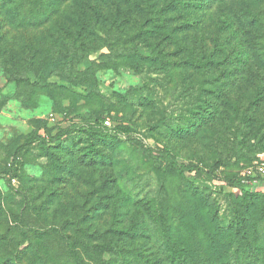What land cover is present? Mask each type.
<instances>
[{
    "label": "rangeland",
    "instance_id": "374dc122",
    "mask_svg": "<svg viewBox=\"0 0 264 264\" xmlns=\"http://www.w3.org/2000/svg\"><path fill=\"white\" fill-rule=\"evenodd\" d=\"M96 10L92 0L0 4V264H78L68 239L75 241L83 264H194L190 260L196 259L199 242L224 237L209 224L208 207L179 188L173 167L158 155L165 146L203 166L218 161L220 177L243 175L264 163V68L253 61L241 67L239 48H234L239 41L248 48L263 46L264 29L256 37L244 23L254 12L264 15V0H225L198 13L184 10L175 25L187 17L198 28L175 40L158 30L146 37L138 13L104 20ZM223 43L232 52L226 67L206 72L189 63L193 46L201 55ZM47 51H69L74 59L51 79L57 85L40 89L25 78L10 81ZM213 83L236 106L221 104L214 120L188 136L148 134L147 127L158 121L166 119L170 132L168 124L192 118L190 110L207 99ZM78 113L129 122L138 138L115 148L96 146L110 158L92 163L79 149L85 143L72 154L48 152L37 142L17 150L35 132L65 125ZM244 113L250 119L244 120ZM191 181L212 191L220 223L235 208L249 207L240 194L229 195L234 190L222 180L192 174ZM162 185L168 189L169 229L176 245L160 231ZM250 206L249 236L259 263L264 201ZM107 243H119L121 255L102 258L97 249ZM230 253L225 264H241L233 263Z\"/></svg>",
    "mask_w": 264,
    "mask_h": 264
},
{
    "label": "trees",
    "instance_id": "16d2710c",
    "mask_svg": "<svg viewBox=\"0 0 264 264\" xmlns=\"http://www.w3.org/2000/svg\"><path fill=\"white\" fill-rule=\"evenodd\" d=\"M9 0H0V4H4ZM97 10L96 12L104 17V20L112 18H118L122 13L125 16L131 17L132 14L138 13L145 21L140 26L141 31L147 37V34L152 33L156 30L162 32L166 37L173 38L175 40L179 37L180 33H187L198 28L197 25L190 22L187 17H184L178 25V13H183L184 10H193L192 12H202L207 10L218 3L224 2L225 0H92ZM180 16V15H179ZM182 16V15H181ZM245 27L252 34L256 33L259 35L260 31L264 29V15L261 10L251 14V17L244 23ZM118 28V27H115ZM58 28L55 30L57 31ZM108 26L105 27V32L109 34ZM57 35H63L62 31H59ZM145 37V38H146ZM111 39H114L111 38ZM107 43H104L105 46ZM108 47V46H107ZM229 43L218 45L215 49H206L203 54L196 55L194 46L192 47V53L190 55L189 63L194 68H201L204 71H209L215 66L222 65L226 67L227 60L230 58L232 52L230 51ZM239 48L235 52L239 58L241 67L245 64L253 61L254 64H258L264 68V44L262 47L253 46L248 48L244 42L239 41L237 46ZM34 55L32 56V58ZM69 51H47L42 53L40 61L35 64L33 59L28 61L27 67L24 72L20 75H15V78H10V81L20 82L21 78H25L32 86H36L40 89H49L56 82L51 79L59 73V71L67 66V64L74 60L72 59ZM90 85V84H89ZM88 85V89L91 86ZM214 85V86H213ZM208 89L207 99H201L202 104H196L195 108L190 110L192 118L184 119L181 124L171 123L168 124L170 132H166L164 125L166 122L158 121L157 123L151 124L147 127L149 135L153 136L154 133L159 132L161 134H169L178 137L188 136L194 134L202 122H208L214 120L218 115L217 111L220 105H231L234 106L236 103L230 98H226V93H222V88H219L213 83ZM89 89V90H90ZM226 95V96H225ZM236 106V105H235ZM244 120L250 119L246 113L241 115ZM107 116H102L95 113H78L72 117H69L65 121V125L60 124L52 130H45L44 133L35 132V134L26 138L24 142L18 147V151L23 148L25 144L30 142H37L45 145L48 152L54 150L65 151L64 153L72 154L75 147L79 143H85V147H79L82 149V156L86 158L89 163L97 161H104V158H110L109 155L102 154L96 146L106 145L112 148L118 147L122 143L135 140L137 133V127L133 126L129 122L125 121H112L113 126L108 128L104 124V119ZM54 130V131H53ZM85 141V142H84ZM145 145V144H144ZM152 154L151 150H146ZM158 156L162 160L172 166L174 174L179 182V188H183L186 192L190 191L193 195L198 197V201L201 205L208 207V216L212 227L217 230V233L223 236L221 240H217L214 236L208 238L209 242L204 244L199 242L197 244L198 251L195 254V258L190 260L194 264H225L227 263L228 252H231L229 259L234 262H240L241 264H264V258L261 261L256 262L254 259L255 249L250 239V230L252 224L249 215L250 205L255 201H264V190L258 187H264V176H243L234 175L227 177H220L217 173L220 162L216 161L207 166H203L200 163L185 160L179 158L170 149L163 146L160 149ZM154 153V152H153ZM194 174L196 177L203 180H222L224 183L232 188L234 191L229 193L240 194L249 207L246 209L235 208L234 213L231 217H227L226 222L221 223L219 221L216 212V204L212 200V191L203 190L199 188L194 182H190V175ZM13 176H17V173H13ZM161 204H160V231L166 242L171 241L172 245H176L173 240V235L170 232V213L168 208V189L166 186L161 187ZM39 233V232H37ZM43 233H40V235ZM45 234V233H44ZM257 240V237L253 239ZM68 249L70 254L73 256L78 264H83L78 252L75 248V241L67 240ZM237 243V247L234 245ZM264 243V241H263ZM234 248V249H233ZM256 248V247H255ZM262 250L264 245L262 244ZM97 251L103 258L105 254H117L121 255L122 247L119 243H107L98 246ZM256 258V257H255ZM103 264H108V261L103 260Z\"/></svg>",
    "mask_w": 264,
    "mask_h": 264
},
{
    "label": "built area",
    "instance_id": "2783aa9c",
    "mask_svg": "<svg viewBox=\"0 0 264 264\" xmlns=\"http://www.w3.org/2000/svg\"><path fill=\"white\" fill-rule=\"evenodd\" d=\"M104 124L106 127L111 128L113 126L112 120L110 117L104 119ZM148 140L144 139L146 143ZM243 176H264V163L257 162L254 166L248 167L243 172ZM259 189H263L262 187H258Z\"/></svg>",
    "mask_w": 264,
    "mask_h": 264
}]
</instances>
